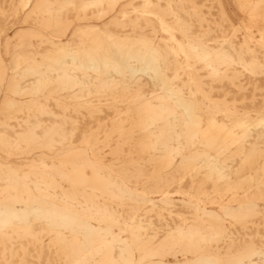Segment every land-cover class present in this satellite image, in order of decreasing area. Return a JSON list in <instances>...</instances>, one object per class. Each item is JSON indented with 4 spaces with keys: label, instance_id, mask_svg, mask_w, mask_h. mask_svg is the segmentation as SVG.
<instances>
[{
    "label": "bare ground",
    "instance_id": "6f19581e",
    "mask_svg": "<svg viewBox=\"0 0 264 264\" xmlns=\"http://www.w3.org/2000/svg\"><path fill=\"white\" fill-rule=\"evenodd\" d=\"M233 3L0 5V264H264V0Z\"/></svg>",
    "mask_w": 264,
    "mask_h": 264
},
{
    "label": "rangeland",
    "instance_id": "374dc122",
    "mask_svg": "<svg viewBox=\"0 0 264 264\" xmlns=\"http://www.w3.org/2000/svg\"><path fill=\"white\" fill-rule=\"evenodd\" d=\"M200 3H202V1L204 0H199ZM225 7L229 13V15L231 16V18L234 20V22H238V20L241 19V13L239 12L238 8L236 5H234L233 1L234 0H223ZM0 5L7 7L9 5V0H0ZM216 9L213 10L214 13H216ZM255 33L258 34L257 30H255ZM14 33H11V35H9L10 37L13 36Z\"/></svg>",
    "mask_w": 264,
    "mask_h": 264
}]
</instances>
